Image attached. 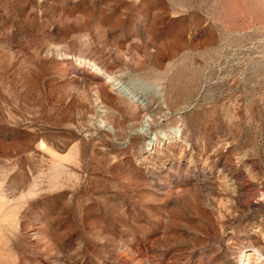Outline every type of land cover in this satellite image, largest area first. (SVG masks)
<instances>
[{
	"label": "rangeland",
	"instance_id": "rangeland-1",
	"mask_svg": "<svg viewBox=\"0 0 264 264\" xmlns=\"http://www.w3.org/2000/svg\"><path fill=\"white\" fill-rule=\"evenodd\" d=\"M247 249L264 262V0H0V264Z\"/></svg>",
	"mask_w": 264,
	"mask_h": 264
},
{
	"label": "bare ground",
	"instance_id": "bare-ground-1",
	"mask_svg": "<svg viewBox=\"0 0 264 264\" xmlns=\"http://www.w3.org/2000/svg\"><path fill=\"white\" fill-rule=\"evenodd\" d=\"M87 64H89V66H91L94 70L101 72L100 69L98 67H96L95 64L89 63V62ZM104 83L106 85H109L110 86L109 88L114 89V90H117V91H119L121 93H124L132 101H138L142 105L148 104V101L147 100L137 98L135 94L130 93L129 90L126 89L117 79H115V78H113V77H111V76H109L107 74H105V81H104ZM103 86H105V85H103ZM121 93H120V95H121ZM143 122H145V123L141 127V131L147 132V134H148V132L151 131L150 128L148 127V121L147 120H144ZM112 130H113V128L111 129V131ZM178 137H179L178 132L172 134L170 137L164 136V138L166 139L167 142L172 143L175 147L178 146L177 147V150H179L178 151V155H179V157H181L182 154H183V150H184L185 147H182L181 145H179V143L177 141L178 140ZM159 147H160V145L157 142L156 136L154 134L153 137H151V139H149V141H148L147 150L149 151V153L147 154V156L144 159L147 160V159H149L150 155L152 156V153L158 152L159 149H160ZM189 162H190V160H189ZM224 178H225V180H224L225 183H227V181L231 180V178L230 179H227L226 177H224ZM240 261H241V264H264V262H263V256H262V254L257 249H247L244 252H242V254L240 256Z\"/></svg>",
	"mask_w": 264,
	"mask_h": 264
}]
</instances>
